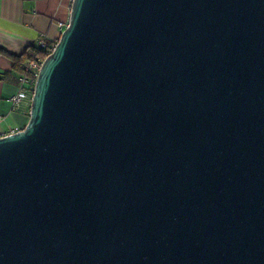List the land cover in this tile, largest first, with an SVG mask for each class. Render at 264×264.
I'll return each mask as SVG.
<instances>
[{
  "label": "water",
  "instance_id": "95a60500",
  "mask_svg": "<svg viewBox=\"0 0 264 264\" xmlns=\"http://www.w3.org/2000/svg\"><path fill=\"white\" fill-rule=\"evenodd\" d=\"M0 264H264V0H71L0 136Z\"/></svg>",
  "mask_w": 264,
  "mask_h": 264
},
{
  "label": "crops",
  "instance_id": "0c3cea01",
  "mask_svg": "<svg viewBox=\"0 0 264 264\" xmlns=\"http://www.w3.org/2000/svg\"><path fill=\"white\" fill-rule=\"evenodd\" d=\"M71 0H0V48L19 54L38 38L57 41L69 19ZM12 59L0 53V135L22 129L29 115L13 111L8 98L18 89Z\"/></svg>",
  "mask_w": 264,
  "mask_h": 264
},
{
  "label": "built area",
  "instance_id": "2783aa9c",
  "mask_svg": "<svg viewBox=\"0 0 264 264\" xmlns=\"http://www.w3.org/2000/svg\"><path fill=\"white\" fill-rule=\"evenodd\" d=\"M66 25L60 24V27L63 29ZM57 41H50L46 37L38 38L36 44L42 48L46 49L47 55L52 51ZM45 58V57H44ZM43 57H37L34 60L29 61L25 65L26 73L19 74L18 77V89L15 93H13L8 100L11 103V109L13 111H18L29 115L33 93H34V86L35 81L38 75V71L40 66L44 60ZM2 116L0 115V120ZM19 130V129H17ZM12 130L11 132L17 131ZM1 136V135H0Z\"/></svg>",
  "mask_w": 264,
  "mask_h": 264
},
{
  "label": "trees",
  "instance_id": "16d2710c",
  "mask_svg": "<svg viewBox=\"0 0 264 264\" xmlns=\"http://www.w3.org/2000/svg\"><path fill=\"white\" fill-rule=\"evenodd\" d=\"M0 53H4L9 56L13 61V68L19 74L26 73L25 65L36 59L37 57H45L47 55L46 49L38 46L37 44H30L24 51L19 54L9 53L0 48Z\"/></svg>",
  "mask_w": 264,
  "mask_h": 264
}]
</instances>
